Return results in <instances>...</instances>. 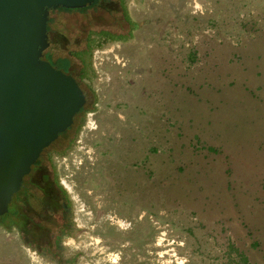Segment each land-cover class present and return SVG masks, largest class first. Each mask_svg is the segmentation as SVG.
<instances>
[{"label":"rangeland","instance_id":"obj_1","mask_svg":"<svg viewBox=\"0 0 264 264\" xmlns=\"http://www.w3.org/2000/svg\"><path fill=\"white\" fill-rule=\"evenodd\" d=\"M120 1L138 27L93 35L86 110L43 155L69 232L54 255L2 222L0 264H264V0ZM117 2L56 17L85 35Z\"/></svg>","mask_w":264,"mask_h":264},{"label":"water","instance_id":"obj_2","mask_svg":"<svg viewBox=\"0 0 264 264\" xmlns=\"http://www.w3.org/2000/svg\"><path fill=\"white\" fill-rule=\"evenodd\" d=\"M96 0H0V214L87 103L77 78L44 57L50 9Z\"/></svg>","mask_w":264,"mask_h":264},{"label":"trees","instance_id":"obj_3","mask_svg":"<svg viewBox=\"0 0 264 264\" xmlns=\"http://www.w3.org/2000/svg\"><path fill=\"white\" fill-rule=\"evenodd\" d=\"M99 1L101 0H96L93 4L82 8L61 6L57 9H50L48 33L51 45L44 53V57L50 60L54 66L76 76L87 95L88 101L91 94L87 89L89 86L85 83V79L89 77L90 66L87 55L91 54L97 40L93 35L97 34L99 37L105 36L115 39L138 27V24L121 9L120 0H118L119 3L106 8L99 14L102 24L104 21L105 24L102 27L91 25V29L85 35L71 17L63 16L60 19L56 17L59 12L67 15L77 10L85 11L87 8L95 6ZM53 30H56L62 39H65L63 43H61L62 40L58 43L53 42L51 37ZM85 110L86 107H83L75 119L77 120ZM72 128L73 126L63 132L60 137L67 134ZM49 149L50 147L42 153L33 165L32 172L25 176L23 188L16 194L9 212L5 215L0 214V225L7 220L13 221L21 230L30 233L37 245H41L43 249L57 255V251L61 248L63 236L69 232L71 202L67 190L58 180L55 168L52 164L44 162L43 155ZM37 235L48 240L49 244L43 246L42 241L35 239ZM244 264H248L246 258Z\"/></svg>","mask_w":264,"mask_h":264},{"label":"crops","instance_id":"obj_4","mask_svg":"<svg viewBox=\"0 0 264 264\" xmlns=\"http://www.w3.org/2000/svg\"><path fill=\"white\" fill-rule=\"evenodd\" d=\"M264 120H262L260 122V126L258 129V133H253L252 136L254 137L253 139L248 141V147L251 148L252 147H257V151H255V153L257 155H254V160L258 161V174L259 176H263L264 175ZM251 136V134L249 135ZM255 137H257V139H255ZM229 143V142H227ZM263 149V151H262ZM250 159V155L248 156V160ZM261 178V177H260ZM260 196H262V198L264 197V192L261 191L260 192Z\"/></svg>","mask_w":264,"mask_h":264},{"label":"built area","instance_id":"obj_5","mask_svg":"<svg viewBox=\"0 0 264 264\" xmlns=\"http://www.w3.org/2000/svg\"><path fill=\"white\" fill-rule=\"evenodd\" d=\"M96 122L94 120H92V118H90L89 120V126L92 128V127H96Z\"/></svg>","mask_w":264,"mask_h":264},{"label":"flooded vegetation","instance_id":"obj_6","mask_svg":"<svg viewBox=\"0 0 264 264\" xmlns=\"http://www.w3.org/2000/svg\"><path fill=\"white\" fill-rule=\"evenodd\" d=\"M73 75H74V74H73ZM74 76H75V75H74ZM75 77H76V76H75ZM87 103H88V100H87ZM87 103H86V105H87ZM86 105H85L84 107H86ZM76 121H77V120L75 119L74 124H73L72 126H74V125L76 124ZM55 142H56V141H55ZM55 142H54V143H55ZM52 145H53V144H52ZM52 145H51V146H52ZM51 146H50V147H51Z\"/></svg>","mask_w":264,"mask_h":264}]
</instances>
